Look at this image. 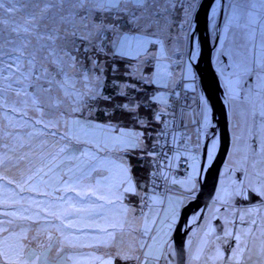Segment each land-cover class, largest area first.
Here are the masks:
<instances>
[{
  "label": "rangeland",
  "instance_id": "rangeland-1",
  "mask_svg": "<svg viewBox=\"0 0 264 264\" xmlns=\"http://www.w3.org/2000/svg\"><path fill=\"white\" fill-rule=\"evenodd\" d=\"M20 1H18V3H13L11 7L15 10L19 8V10H21V12L25 15L29 14L33 10L30 0ZM202 1L203 0H154L148 11H154L158 13V19L162 25V30L157 31L156 35L154 36L146 37L148 40L153 41V43L146 44V52L141 51L139 54H137L135 51H133L132 55L128 56V58L134 60L135 63L133 66L131 65L129 72L127 70L126 79L127 77L130 78V76L131 78L133 77L138 79L137 76H141L147 84L155 85L158 90L152 97V100L157 105V113H161L163 117L167 118L165 122L159 126L156 140H154L155 142H153V144L150 146L144 142L146 149L150 148L164 151L166 141L160 139V137L163 135L167 137L171 132L175 134L179 132L186 134L189 132L190 137L188 141L189 143H194L195 126L199 122L200 115L203 117H209V114H211L210 106L208 105L204 91L200 88L199 76L195 73L196 69L189 62L186 66V70H184L180 64L181 59H179L180 53H182V51L185 49H187L189 52L188 56H191L192 41L190 38V33L194 27L196 16L200 12ZM5 8H9L7 2L5 3ZM205 17L208 19L207 30L212 42V67L216 72V75L219 77L218 80H220L223 85H225V83L227 85V76L231 75L233 70H239V74L240 76L242 74L243 79L240 81L239 90L238 88L236 89L239 91L237 96H243L245 94V90L251 92L246 100L241 98L243 99V104L241 105H239L238 101H236V96H232L234 97V101L232 100V97L227 96L228 103L231 107L229 114L231 115L232 113V116L238 117L240 116V113H242V116H245V119H241L242 121L239 122L237 128H240L241 126L243 128V125H245V131L249 132L250 130L251 132L250 135L252 141L258 140L262 142V150L260 149L258 153L261 160H259L260 162H256L258 159H253L255 155H253V153L246 146V138L239 139L237 136L238 142L233 146L231 144L230 147V155L234 156L235 160H230L229 156V161L225 162L220 174V180L218 184L219 189L217 188L215 194L216 199L214 202L217 205L224 201V203L228 204V207L227 205H222L227 207V209H230V204L234 205L233 209H239L235 208V203L238 198L233 194V186H235L238 190L243 186V191L246 196L248 193H250V191H245L244 189H258L257 191H253L258 196L257 200L253 201L252 199H249L247 200V203L253 202L254 205H260L264 201V175L261 174L264 172V163H261V161L264 160V135L262 134L264 133V123H261V121L258 119L255 121V123H253L250 119V116L248 115L247 117V114L254 110L257 113H259L261 110H264V75H261L259 78L257 76L249 77L243 74V68L245 66H251L253 63H255L257 67L264 65V2H262V0H224V2L221 0H215L209 9L205 8L203 10L201 18L203 19ZM0 18H3L7 22V25L13 26L17 25V22L23 20L18 15L14 16L13 11L0 12ZM171 21L176 23L178 30L174 28L175 26H171V23H174ZM137 35L143 34L138 33ZM110 58L112 57L109 56V59ZM148 60H153L154 71L151 74L146 75L144 74V69ZM178 62L179 64L174 66V64ZM12 72H15V68L12 69ZM4 74L7 76L11 75L12 73L5 72ZM101 75L106 77L105 71H103ZM255 77L258 79L256 82L257 85H254V80L256 79ZM113 81L114 80H112V82ZM115 82V85H113V83L112 85H108L106 80H104L102 82L103 94H106L107 85L108 87H113L119 92L124 91V88L130 85L129 81L124 83L121 80L116 79ZM8 83L9 81L7 80L0 81V87H4ZM245 83L247 84V87L242 86ZM256 86L261 88L259 89L258 93H253ZM252 94L255 99H257L256 103L248 104L250 95ZM199 103H201L202 109L198 108ZM236 105L238 110H236V108L234 109ZM239 110L241 111L240 113ZM96 114L97 112L94 111L92 116L86 117V119L94 118ZM36 118V115L24 105H17V111L15 112L9 111L7 108L0 109V158L10 156L11 159H16L18 155L28 151V145H31L32 148L36 150V152H39L42 141L47 142L48 151L53 153L58 151L59 147L63 145L64 141H60L59 144H55L57 137L50 134L52 131L57 130L44 129L42 124H35ZM160 119L163 120L162 117ZM238 121L239 119H237L236 123ZM83 122L84 121H82V123ZM183 126L186 127V130L183 129ZM128 129L136 133L139 132L138 130L131 128ZM58 131L60 134H62L64 129L61 128ZM260 131L261 134L259 133ZM76 132L82 140H92L94 138L98 139L103 135L102 133L91 132L90 130L80 131L77 129ZM21 144H24L25 147L21 148ZM183 145L184 144H180L176 148H166V154L162 156V158H155L152 161H149V164L153 163L154 166L150 167L148 177L144 180L146 182V187L141 186L134 177V180L138 186L137 188L140 190L139 203L142 204L145 199H148L149 201H156L157 199L165 198L164 195L161 194H165V186L160 185L154 179L156 175L154 177L153 175L157 174L158 176L162 177L164 181H169L170 176L176 177L177 171H175V169H171V165L169 163H173L178 169V162L181 161L186 155H188L189 158L197 157L195 159L196 163L193 164L194 171L191 172L186 178H183L181 181L176 183V186L180 189L182 196H185V194H190V192L194 191V188L198 189V179L201 172L200 160L202 148L189 146L188 148L180 150L179 153L178 151ZM80 147L95 148L94 145H80ZM146 149L144 148L141 150ZM95 151L98 152L99 157H102V150L95 148ZM76 155L81 154L77 152ZM177 156L178 158H176ZM237 157L239 159H237ZM33 158L35 159V157ZM168 159L170 160L169 162ZM86 160H88L86 157H82L80 161L75 162V165H78V167L74 168L73 184H76L75 175H81L80 169H84L85 171L87 170L85 167L88 165ZM164 160H167L168 163H166ZM38 163L39 162L36 161V166L40 167L41 165ZM56 163L60 164V167L49 173L47 176L41 175L38 181H35V183L31 186L32 188L29 189L30 191L38 190L42 185L44 186V189L45 186L49 189L50 186H54L53 184L58 181L59 176L63 174V172H66L69 167H74L72 162L67 160H65L62 164L59 161ZM253 165L255 166L253 167ZM185 166L186 165H183L182 169H184ZM236 168H241L240 173L238 171H233ZM45 171H47V169H45ZM243 171L246 172L245 178L244 176L241 178L243 182H241V184L235 182L231 183L230 175L234 180L235 178H238L237 174L242 176ZM94 175L99 174L93 172L91 176ZM254 175L255 179H253ZM51 177H53L54 181H52ZM88 184H92L91 179L88 181H82L80 183V196L82 199L78 200V203L83 205L80 211H76L77 208L70 206V201L68 204L66 202L64 207H60L56 204H53L50 199L45 200L34 198L28 195L18 194V187L15 188L17 190L16 192L14 187L8 184L7 180L0 178V234H3L4 236L9 235V233L3 232V229L7 228L12 234L24 232L30 238L32 236L38 235L41 241L47 239L50 235L51 237H54V243L62 244L63 246L64 243L62 236H65L69 233L66 225H68V222H71V220L65 221L66 218H64V216L66 213H70L67 215L75 214V217L73 216V220H76V223L78 224L86 226L85 224L89 225L91 220L94 221V224H99L98 221H100V218H90L89 213L91 211H96L99 207H103L105 200H97L95 195L85 197V191L89 190L87 189ZM173 184H175V182H173ZM98 185L99 184H94L91 191H95L96 188H99L100 191L97 194H106L103 191H107V188L105 189V187H103L102 189L101 187L100 189V186ZM5 189L10 192H5ZM132 196L135 197L134 195ZM60 197H62L61 193ZM183 201L184 200L182 197H180L179 200L175 197L171 199L170 204L167 206V211L165 213L163 212L165 216L162 220V225L165 226L166 221L171 222L170 224H174L175 221H179L184 206ZM244 202L246 203V201ZM59 208H62L64 211L63 215H60V210H58ZM164 208L165 203L162 201L156 203L153 208L154 212H151V217L156 216L158 221V213L160 214ZM247 209L250 211V213L246 212L243 220L249 224V227H259L262 230L264 227V220L261 219V216L258 214V210H255L254 206H247ZM221 210L226 209L222 208ZM57 216H59V219ZM24 217H30V219H24ZM230 218L233 217L230 216ZM253 221H255V223H253ZM82 225L78 227H83ZM211 225L212 223L210 226ZM214 230L215 227L213 228V231ZM221 232L222 231H217V233ZM247 232L248 229H244L241 240L246 241L249 247L254 246L258 250L259 245H257V242L260 241L259 236L252 237L251 233L245 236V233ZM204 234L206 233H203L201 235L202 237L200 236V238H203ZM224 234H228V231H224ZM85 235H88L89 238L94 237L93 232L85 233ZM191 237L188 238V240H193L195 235L193 234ZM83 238L82 241H80L81 245H78L79 242L76 243V246H73L74 242L67 243V246H65L63 251L64 260H57V258L60 257L57 252L50 254L49 258V251H45L46 249L39 250L34 255L24 254L22 259L26 262V264H71L70 260H65V257L71 256L75 263L76 255H85L87 253L84 252L85 249L89 250V257L94 258L93 255L97 256L99 251L102 250V245L97 248L93 245L94 241L89 239L87 240V243L90 245L85 248L86 244H84ZM160 242L161 241L159 240L158 243ZM92 245L93 247H91ZM237 245L243 247L241 241H238L236 247L231 253H221V249L223 247H219L218 250L212 248L213 251L209 252L211 255L210 264H237V257L233 255L234 252L238 251ZM54 247H57V249L60 248L59 245ZM109 248L110 247H107L105 251V256L108 255V257L111 255V251H108ZM68 249L70 252L69 255H67ZM41 253L43 254L41 255ZM201 253L202 252H198L196 256H200ZM98 258H102V256ZM77 262L78 264H83V257ZM85 263L87 264V262ZM90 264H102V262L99 261ZM115 264L117 263L115 262ZM167 264H170V262L167 261ZM173 264L176 263L174 262ZM239 264H264V260L258 251L255 254L245 251L244 255L239 257Z\"/></svg>",
  "mask_w": 264,
  "mask_h": 264
},
{
  "label": "snow or ice",
  "instance_id": "snow-or-ice-1",
  "mask_svg": "<svg viewBox=\"0 0 264 264\" xmlns=\"http://www.w3.org/2000/svg\"><path fill=\"white\" fill-rule=\"evenodd\" d=\"M30 2L33 10L21 24L7 25V22L0 18V81H9L6 86L0 87V109L7 108L15 112L17 105L28 107L37 117L35 124H42L44 129H56L57 131L50 133L57 137L55 144L60 141L64 143L55 153L47 150L48 144L45 141L41 142L39 152L28 145V151L18 155L12 166L22 174L31 173L28 175L30 180L41 173L47 176L59 168L60 164L55 163L58 158L61 164L65 160L70 161L74 167H69L61 176L67 185L74 179V168L78 167L75 162L86 157L87 170L80 169L81 175H75V183L90 179L93 172H109L110 175L105 177L109 180L106 194H97L100 190L96 188L95 191L86 190L85 196L95 195L97 200L103 199L108 204H115L123 194L136 195L131 165L125 164L124 157L119 153H127V150L138 145L141 139V136L127 127V122H132L133 126L142 125L136 110L138 105L115 102L113 96L103 94L102 82L107 78L101 73L105 71V65L107 70L114 71L119 59L132 55L133 51L137 54L146 52V44L153 43L146 37L154 36L157 31L162 30L158 13L148 11L154 0ZM7 3L9 8H5V0H0V12L15 11L11 7L14 0H7ZM138 33L143 35H137ZM109 56L112 57L111 61ZM13 68L15 72H12ZM5 72L12 74L6 76ZM243 74L259 78L264 75V65L257 67L253 63L251 66H245ZM240 79H243V76H239L238 83ZM112 83L115 85V80ZM242 86L247 87V84ZM118 94L124 95L123 92ZM94 111L100 113L99 117L86 119L91 117ZM249 115L253 118V123L257 119L264 123V110L259 113L252 111ZM205 121L207 122L206 116ZM61 128L64 129L62 134L58 131ZM77 129L103 135L98 139L82 140L76 132ZM80 145H94L95 148L105 151V157H99L95 148ZM20 147L24 148L25 145L21 144ZM77 152L81 155H76ZM109 152L116 155L108 159ZM252 152L255 155L254 147ZM36 161L40 167L36 166ZM8 162H11L10 157L0 158V166ZM261 163H264V160ZM261 174L264 175V172ZM65 177L67 179H64ZM92 188V184L87 185V189ZM68 190L73 189L69 187ZM237 194H243V186ZM59 199L63 200L64 197ZM57 218L59 219V216ZM66 226L72 227L71 224ZM119 226L123 227L122 224ZM148 231L145 226V234ZM251 231L248 229L245 236ZM3 232L9 235L0 234V264H26L22 259L24 254L34 255L46 247L50 250V246L42 242L38 235L30 238L24 232L12 234L7 228L3 229ZM51 239L49 235L48 240ZM234 239L243 244V247L237 245L238 251L233 253L237 257V264L245 251L252 254L258 251L264 256V244L257 250L254 246L249 247L240 236H235ZM141 248H144V245H141ZM116 256L120 260L132 258L119 252ZM103 264H115V261L109 259Z\"/></svg>",
  "mask_w": 264,
  "mask_h": 264
},
{
  "label": "bare ground",
  "instance_id": "bare-ground-1",
  "mask_svg": "<svg viewBox=\"0 0 264 264\" xmlns=\"http://www.w3.org/2000/svg\"><path fill=\"white\" fill-rule=\"evenodd\" d=\"M164 1V0H163ZM28 14H26L27 16ZM25 16V17H26ZM24 20V19H23ZM22 21L17 22V24H21ZM174 22V21H171ZM171 26H175L174 28L176 30H178V26L176 25V23H171ZM212 45V42H211ZM185 51V52H183ZM182 53H180L179 55V59H181L180 64L182 65V68L184 70H186V66L187 64L190 62V64L193 66L191 60H190V55L188 56V51L187 49L183 50ZM190 51V49H189ZM128 58V57H127ZM153 65L154 66V62L153 60H148L147 61V65L144 69V74H151L154 70H149L147 67L149 65ZM179 64L175 63L174 66H177ZM196 75L198 74V72H196ZM232 76H228V84L223 85V88L225 91L224 94H226L227 96H236L235 99L236 101H238V104L241 105L243 104V99L246 98V95H239V85H240V81L239 83L237 82L239 79V76L237 75V72H233L231 74ZM242 76V74H241ZM139 79H142L144 82L145 80L141 77V76H137ZM256 78V77H255ZM257 79V78H256ZM236 81V82H235ZM238 88V90H236ZM106 95V94H105ZM243 98V99H241ZM241 99V100H239ZM232 100L234 101V97H232ZM246 100V99H245ZM237 107V105L234 107V109ZM198 108L202 109L201 107V103L198 104ZM236 110H238L236 108ZM241 111L239 110V113ZM157 114H161V113H157ZM211 115V114H209ZM249 114H247L248 117ZM231 115H229V122H228V126H229V133L232 139V146L236 145V143L238 142V138L239 139H245V143L247 144V148L250 149L252 145H255L257 148L261 147L260 145H262L261 141H256L251 139V132L249 130V132L245 131V125H243L240 128H237V125L239 124V122H241V119H245V116H242V113H240V116L238 117H234ZM250 116V119L253 122V118ZM163 118V120H160L161 125L165 122V120L167 119L166 117L160 116ZM207 117V116H206ZM237 119H239V121L236 123ZM236 120V121H235ZM259 120V119H258ZM260 121V120H259ZM144 123V122H142ZM160 125V126H161ZM212 122L208 119L207 117V122L205 121V116L203 117L202 115H200V119L199 122L197 123V125L195 126V135H194V143L190 142L189 143V137L190 134L189 132H187L186 134H183L182 132H179L177 134L171 132L167 137L165 135H163L162 137H160V139L166 141V147L165 146V150H155L154 152L150 153V148L146 149L148 150V157H149V161H152L155 158H162V156H164L166 154V148H176L177 146H179L180 144H184L183 146L180 147L179 149V153L180 150L188 148L190 147H195V145H197L198 147L202 148L203 144H204V137L206 135H210L211 134V128H212ZM236 127V129H235ZM183 129L186 130V127L183 126ZM139 133V132H138ZM243 133V134H241ZM261 134V131L259 132ZM141 134V132H140ZM264 135V133H262ZM166 138V140H165ZM169 138V139H168ZM143 139V138H142ZM141 141V140H140ZM263 146H264V141H263ZM111 148V145L109 144V149ZM262 148V147H261ZM135 151H140L141 152V148H139L137 145H134L132 148H129L127 150V153H123L119 155H123L124 157V163L129 162V156L128 154H133ZM252 152V150H250ZM258 152V151H257ZM253 153V152H252ZM259 153V152H258ZM258 153L255 152V156L254 158L261 160L259 158ZM202 154V152H201ZM113 155H116V153H112L109 152L108 153V159L109 157H112ZM229 156H230V160H235L234 156H231L230 153L227 156L226 161H229ZM102 157H105V151L102 150ZM128 158V159H127ZM178 158V156L176 157ZM197 157H188V155H186L181 161L178 162V166L179 168L177 169V166L174 165L173 163H169L171 165V169H175V171H177L176 173V177L175 176H170L169 177V181H164V179L160 176H158L157 174H154L153 177L156 175V177L154 178L160 185L165 186L164 192L165 194L161 193L162 195H164L165 198H160L156 200V203L162 201L163 203H165V208L163 211H161V213H158V221L157 218L153 219L154 221V228L156 226L159 225V223L162 225V220L165 216V212L167 211V206L170 204V201L173 197H175L176 199L179 200L180 197L183 198V208L186 206H189L190 203L192 201H194L196 199V195L199 192L200 189V177L198 179V189L194 188V191L190 192V194H185V196H182L180 189L176 186V183H178L179 181H181L183 178H186L191 172H193V161L196 159ZM237 159H239L237 157ZM166 163H168L170 160H164ZM201 163L203 162V156L201 155ZM68 163V162H67ZM131 165V164H130ZM186 165L184 167V169H182V166ZM149 166H154L153 163L149 164ZM131 173L134 176V173L132 171V166H131ZM103 176H105V173H103ZM100 177H102V175L100 174ZM152 177V178H153ZM150 178V179H152ZM100 182H102V180H100ZM173 182H175V184H173ZM100 186L101 189V185ZM18 190H21L19 188H17ZM196 189V190H195ZM245 191H250V193H248V195L246 196V194L243 191V194H237L238 189L233 186V194L238 198L236 200V205L235 208H239L242 210H247V206H254L255 210H258V214L261 216V219L264 220V201L260 204V205H254L253 202H249L247 203V200L252 199L253 201L257 200V195L253 192V190H251V188H246L244 189ZM17 192V190H16ZM21 194V193H18ZM17 195V194H16ZM184 195V194H183ZM180 196V197H179ZM215 199L216 197H214L212 200H210L209 202V207L204 211L201 209V211L198 213H203L202 217L200 218L199 216L195 219H193L191 221H187V223H185L183 225L186 226L189 224L188 227H193L192 230H190V234H188L187 238H190L191 236H193V234L195 235V237H193V240H187V244L183 243V247L186 248V250H183V252L181 254H177L176 253V246H175V242H174V235L175 233H177L178 229L180 228V220L176 221L174 224H170L171 222L166 221L165 226L162 225L161 227L163 229H165V227L168 228L167 234H159L160 230H158V228H156L155 230H149L147 232V234H145L144 232V228H145V223H143L142 221L146 220L147 217L149 216V220L151 219V212L153 211V208L155 206L156 203H153V201H149L148 199H145V201L141 203L137 202V213L139 214V221H138V225L135 227H139L136 229V231H134L126 222L125 223V230L122 233V238L120 240H116L115 242H113V256L117 258L116 254L119 252L121 255H128L129 253H127V251H129L128 248H126L124 245L120 244V241H128L129 243H137V244H143L146 245L147 247L150 248V244L152 245V248H157L158 246H163L164 248H166V252L170 253L168 256V260L170 262V264H173L174 262L176 263V261L178 262V256L182 257V260L180 261V263L183 264H210L211 262V255H210V251H213L212 248L214 249H219V247H223L221 249V253H231L233 251V249L236 247V244L238 243V241L236 239H234V237L236 235L238 236H243L244 233V229H251V236L252 237H257L259 236L260 241L257 242V245H259V247L261 246V244H264V231L261 235H257V231H259L258 228L252 226L249 227L246 222H242L243 220H236L233 218H230V216L226 217L225 216V211L226 210H232L234 205L230 204L229 207L230 209H227L228 204L224 203V201L220 202L219 204H215ZM133 200H135L133 198ZM246 201V203L244 202ZM240 203V204H239ZM215 204V205H213ZM227 205V207H225L224 205ZM216 208V210H215ZM226 209V210H221V209ZM164 212V213H163ZM96 217V215H93L90 218ZM148 220V221H149ZM200 220V222H199ZM102 221V220H100ZM130 221V220H129ZM91 222V223H90ZM90 225L94 226V221H90ZM206 222V223H205ZM242 222V224H241ZM191 223V224H190ZM212 223V228L210 226V224ZM127 224V225H126ZM204 224V225H203ZM171 225H173V227L171 228ZM179 225V226H178ZM215 227V230L213 231V228ZM209 231V232H208ZM217 231H222L221 233H217ZM224 231H228V234H224ZM204 234L203 238H200V236ZM170 234V236H169ZM172 234V235H171ZM198 234V235H197ZM236 234V235H235ZM229 235V236H228ZM169 236V237H168ZM197 237V238H196ZM202 237V236H201ZM206 237V238H205ZM215 237V239H213ZM262 237V239H261ZM192 238V237H191ZM196 238V239H194ZM200 238V239H199ZM131 239H133V241H131ZM134 239H136V242H134ZM258 239V240H259ZM161 241L160 243H158V241ZM204 242V243H203ZM111 245V244H110ZM193 248V249H192ZM136 249V252H135ZM130 254V259L128 260H120V259H116L115 262L117 263L118 261L123 263V264H154L153 262H151L152 257H154L152 254H145V250L146 248L142 249L140 251V248L136 247ZM198 252H202L200 254V256H196L198 254ZM135 255V256H134ZM262 256V255H261ZM135 257H139V259H136ZM263 260H264V256H262ZM180 260V259H179ZM102 262V261H101ZM159 264V263H158ZM160 264H166L165 262H161Z\"/></svg>",
  "mask_w": 264,
  "mask_h": 264
},
{
  "label": "crops",
  "instance_id": "crops-1",
  "mask_svg": "<svg viewBox=\"0 0 264 264\" xmlns=\"http://www.w3.org/2000/svg\"><path fill=\"white\" fill-rule=\"evenodd\" d=\"M136 134L138 136H141L140 133H136ZM140 140L141 141H139V144L137 146L141 149H144V148L146 149V145L144 144L142 136H141ZM197 147L198 146L195 145V148H197ZM149 151L151 153L154 151V149H150ZM120 154H122V153H120ZM7 157H10V156H7ZM111 158L112 157H109V159H111ZM13 160L15 161V159H11V162H8V163L4 164L3 166H0V177H2L3 180H7L8 184L11 185L12 187H14V190H16L15 188L18 187L19 189H21L18 191L22 195H28V196H31L34 198H40V199H45V200L50 199L53 204H56L60 207H64L66 205V202L68 204V202L70 201L71 207L81 209L83 204L78 203V200L82 199L80 196L81 195L80 183L79 184H77V183L73 184V181H72V182H69V184L65 185V183L61 179V176H62V174H61L59 176L58 181L53 184L54 186H50L49 189L46 188V186H45V189H44V186L42 185L38 190H31L32 191L31 192L29 189L32 188L31 186L35 183V181H38L39 177L41 175H43V173L36 175L33 177V179L29 180L28 175H31V173L22 174L17 168L12 166V162H14ZM57 161L60 162V159L58 158ZM86 163H88V160H86ZM117 163H119V162L117 161ZM194 163H196V160L193 161V164ZM125 164H129V162H126ZM71 166H73V165H71ZM103 173H105V176H103ZM103 173H102V177H100V174L91 176L90 179H91L93 186H94V184H97V181H98L99 185H102V189H103V187H105V189L107 188L106 186H108L109 180L105 179V177H108L110 175V173L109 172H103ZM131 175H132V173H131ZM53 177H51L52 181H54ZM101 178H102V182H100ZM64 179H67V177H65ZM90 179H88V180H90ZM132 179L136 185V193L137 194L134 195L135 197H133L131 193L123 194V195H121L120 199L115 204H108L104 201L103 207H99L96 211H94V212L91 211L89 213V217L96 215L97 219L100 218V220H102V221H98L99 224L93 223L94 226H92L90 224L89 225L85 224L86 226H84L82 224L76 223V220H73L75 217V214H72V215L66 214L64 216V218H66L65 221L71 220V222H68V224H71V223H73V224H71L72 227L66 226V228L69 230V233L67 235H65V236L61 235L63 237L64 245L62 246V244L54 243V237H51L52 238L51 241H49L48 238L44 239L42 241L46 245L50 246V250L47 247L45 248L46 249L45 251H49L48 257L50 258V254L57 252L58 255L60 256L57 258V260H60V259L64 260L63 251L65 249V246H67V243L74 242L73 246L74 245L76 246V243L79 242L78 245H81L80 241H82V238L84 237L83 238L84 244H86L85 248L90 245L89 243H87V240L91 239L92 241H94L93 245L96 246L97 248L100 245H102V250L99 251L97 256L93 255L94 258H92V257H89V255H88L89 250L85 249L84 252H87V253L85 255H83V254L82 255H76V259H75L76 262L75 263H74V260L72 259L71 256L65 257L66 261L70 260L71 264L72 263L78 264L77 261H79L82 257L84 259V263L82 262L83 264H86L85 262H87V264H90V263L99 262V261H102V264H103V261H107L109 259H112L115 261L117 258L113 256V242H115L116 240H120L122 238V236H123L122 233L125 230V223L127 222L128 225L134 231H136V229L139 228V227H135V226L138 225V221H139V214L137 213L138 209H137L136 203L139 202L140 190H138V188H137L138 186L134 180L133 175H132ZM88 180H84V181H88ZM9 181H11V183H9ZM69 187H71L73 190L69 191L68 190ZM91 190L92 189H89L88 191H91ZM5 192H10V191H7L5 189ZM78 192L80 193V195H77ZM103 192L107 193V191H103ZM60 193L62 194V197H64L63 200L59 199ZM129 195H131V196H129ZM133 198L135 199V201L133 200ZM88 200H89V198H88ZM153 203H156V201H153ZM117 209H121L122 211L117 210ZM58 210H60V215H63L64 211L62 210V208H59ZM67 216H69V217H67ZM148 218H149V216L147 217L146 220H144L142 222L145 223V226H147L149 230H155L156 228H158V230H160L159 234H161V235L167 234L168 228L165 227V229H163L161 227L162 225L160 223L158 226H156L154 228L153 219L154 218L156 219L157 218L156 216L151 217L152 220H149ZM121 224L123 225L122 228L119 226ZM81 225L83 227H78ZM113 225H117V226L113 227ZM90 227H92V228H90ZM172 227H173V225H171V228ZM103 229H106L107 231H102ZM80 232H81V234H80ZM88 232H93L94 237L89 238L88 235H85V233H88ZM110 234H114V236L110 235ZM169 236H170V234H169ZM131 241H133V239H131ZM134 242H136V239H134ZM120 244L124 245L126 248L129 249V251H127V253H129V256L131 255L130 253L136 247L140 248V251L142 249L146 248L144 253H146V252L148 253V250H149V254H152L154 256V257H152L151 262H153L154 264H158V263L160 264L161 262L166 261L165 263L167 264L168 256L170 253H167L166 248H164L163 246H158L157 248H152V245L150 244V248L147 247L146 245H144V248H141V245H143V244L129 243L128 241H120ZM57 245L60 246L59 249H57V247H54ZM93 245L91 247H93ZM107 247H110L108 251H111V255L109 257H108V255L105 256V254H106L105 251H106ZM97 248H95V249H97ZM60 250H61V252H60ZM135 252H136V249H135ZM43 253H41V255ZM69 254H70V252L68 249L67 255H69ZM101 256H102V258H98ZM85 260H87V261H85Z\"/></svg>",
  "mask_w": 264,
  "mask_h": 264
},
{
  "label": "water",
  "instance_id": "water-1",
  "mask_svg": "<svg viewBox=\"0 0 264 264\" xmlns=\"http://www.w3.org/2000/svg\"><path fill=\"white\" fill-rule=\"evenodd\" d=\"M224 2V0H221ZM215 0H203L200 7V12L196 16L194 27L191 30V56L190 60L193 67L198 72L200 88L204 91L208 105L210 106L211 115L208 119L212 122L211 134L204 137L202 147L203 162L201 163L200 172V189L196 195V199L182 210L180 228L175 233L174 242L176 253L181 254L183 247L188 240V234L193 227L184 226L187 221L193 222L198 216L201 218L203 213L198 214L201 209L206 210L209 207V202L215 197L219 178L222 168L226 162L227 156L230 153L232 139L229 133V110L231 109L227 95L224 94L223 85L216 75L212 67L211 57V40L208 35V19L201 18L205 8L210 6ZM193 220V221H192ZM200 222V220H199ZM191 224V223H190ZM178 225V226H179ZM187 244V243H186ZM180 259V260H179ZM182 260L178 256V262Z\"/></svg>",
  "mask_w": 264,
  "mask_h": 264
},
{
  "label": "trees",
  "instance_id": "trees-1",
  "mask_svg": "<svg viewBox=\"0 0 264 264\" xmlns=\"http://www.w3.org/2000/svg\"><path fill=\"white\" fill-rule=\"evenodd\" d=\"M20 1V0H18ZM7 2V0H5V3ZM21 2V1H20ZM14 3H18L16 2V0H14ZM14 16H19L21 19L25 18V14L21 12V10H19V8L15 11H13ZM16 14V15H15ZM109 59V57H108ZM112 58L109 59V61H111ZM135 63L134 60H131L127 57L119 59L116 66H115V70H107V65L106 69H105V76H106V82L108 83V85H112V80H121L122 82L126 83L127 81L130 82V87L127 86L124 88V91H122L124 93V95H119L118 93H120L119 91H117L116 89H114L113 87H106V95H111L114 97L115 102H124V103H129L130 102V106L131 105H136L138 104L137 107V112L139 113V119L141 122H144L141 124H137L135 126H133L132 122H127V127L134 129V130H138L139 132H141L142 134V138L144 139V142L147 143L149 146L153 144V142H155L154 140H156V135L158 133V129L159 126L161 125L160 123V116H162L161 114H157V105L156 103L152 100V97L155 95V93L157 92L158 88L155 85L152 84H147L146 82H144L142 79H136V78H130L127 77L126 79V72L128 70L129 72V68H131V65L133 66ZM130 66V67H129ZM149 70L153 69V65H149L147 67ZM131 71V69H130ZM233 72H237V74H239V70L235 71L233 70ZM104 74V73H103ZM107 74V75H106ZM231 76V75H229ZM240 76V74H239ZM228 77V76H227ZM254 79V77H253ZM258 79H255L254 85H257ZM240 88V87H239ZM261 87L256 86L255 90L253 93H258L259 89ZM249 94H251V92L245 90V94L247 97L244 99H247ZM255 97L252 95H250V100L248 102V104H255L256 103ZM103 103H107V102H103ZM256 107V106H255ZM254 107V108H255ZM263 107V106H262ZM255 111V110H254ZM100 115L99 112H97L96 116L94 118H98ZM262 147V145H260ZM253 147L255 148V152L258 153L259 150L262 148L261 147H256L255 145H253ZM253 147L251 146V148L253 149ZM251 148L249 150H251ZM258 151V152H257ZM148 150H141L140 151H135L133 154H128L129 156V162L132 166V171L134 173V176L136 178V180L138 181V183L141 186L146 187V182L144 181L145 178L148 177V172L150 170V166H149V157H148ZM254 159V157H253ZM256 162H260L257 161ZM233 171H238L240 173L241 168H236ZM246 172L243 171V175L240 176L239 174H237L238 178H235L234 180L232 179L231 175H230V179H231V183L235 182V183H240L243 182V180L241 178H245ZM253 179H255V175L253 177ZM220 187V185H219ZM219 189V188H218ZM257 191L258 189L255 188L253 189V191ZM249 212L248 209L247 210H241V209H232V210H226L225 211V216H232L233 219L236 218V220L240 221L243 220V218L245 217V213ZM242 222H245L244 220ZM241 222V224H242ZM246 224L249 226V224L246 222ZM259 229V231H257V235H262V232L264 231V227L261 230L259 227H256ZM261 231V232H260ZM215 239V237L213 238ZM117 264H123L121 262H117Z\"/></svg>",
  "mask_w": 264,
  "mask_h": 264
}]
</instances>
